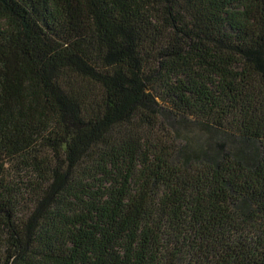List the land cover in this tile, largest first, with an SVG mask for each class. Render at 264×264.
Instances as JSON below:
<instances>
[{"label": "trees", "instance_id": "1", "mask_svg": "<svg viewBox=\"0 0 264 264\" xmlns=\"http://www.w3.org/2000/svg\"><path fill=\"white\" fill-rule=\"evenodd\" d=\"M0 264H264V0H0Z\"/></svg>", "mask_w": 264, "mask_h": 264}, {"label": "rangeland", "instance_id": "2", "mask_svg": "<svg viewBox=\"0 0 264 264\" xmlns=\"http://www.w3.org/2000/svg\"><path fill=\"white\" fill-rule=\"evenodd\" d=\"M177 129L181 133V135L185 134L187 136L190 145L193 147L204 145L207 143L210 144L211 148L214 150L213 146L215 145V143L223 140V138H220L214 133L202 131V128L193 126L188 123H181ZM226 142L227 144H229V146H233L231 141L226 140Z\"/></svg>", "mask_w": 264, "mask_h": 264}]
</instances>
